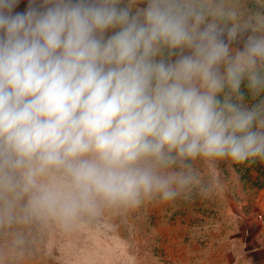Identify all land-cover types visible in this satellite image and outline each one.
Returning a JSON list of instances; mask_svg holds the SVG:
<instances>
[{"label": "clouds", "instance_id": "9594fccd", "mask_svg": "<svg viewBox=\"0 0 264 264\" xmlns=\"http://www.w3.org/2000/svg\"><path fill=\"white\" fill-rule=\"evenodd\" d=\"M19 3L0 0V229L70 232L209 195L198 165L264 163V0Z\"/></svg>", "mask_w": 264, "mask_h": 264}, {"label": "rangeland", "instance_id": "374dc122", "mask_svg": "<svg viewBox=\"0 0 264 264\" xmlns=\"http://www.w3.org/2000/svg\"><path fill=\"white\" fill-rule=\"evenodd\" d=\"M27 6L20 0L15 11ZM198 167L216 177L207 196L106 213L70 232L0 229V264H264V163Z\"/></svg>", "mask_w": 264, "mask_h": 264}, {"label": "built area", "instance_id": "2783aa9c", "mask_svg": "<svg viewBox=\"0 0 264 264\" xmlns=\"http://www.w3.org/2000/svg\"><path fill=\"white\" fill-rule=\"evenodd\" d=\"M261 221L264 223V216H261Z\"/></svg>", "mask_w": 264, "mask_h": 264}, {"label": "trees", "instance_id": "16d2710c", "mask_svg": "<svg viewBox=\"0 0 264 264\" xmlns=\"http://www.w3.org/2000/svg\"><path fill=\"white\" fill-rule=\"evenodd\" d=\"M263 186H264V184L261 185V187H263Z\"/></svg>", "mask_w": 264, "mask_h": 264}]
</instances>
